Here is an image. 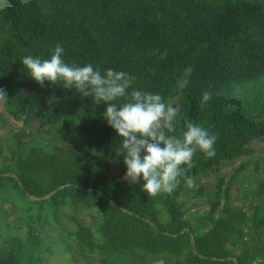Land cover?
<instances>
[{"label": "trees", "instance_id": "16d2710c", "mask_svg": "<svg viewBox=\"0 0 264 264\" xmlns=\"http://www.w3.org/2000/svg\"><path fill=\"white\" fill-rule=\"evenodd\" d=\"M58 43L67 64L125 71L133 88L174 100L167 134L179 138L186 122L199 124L216 136L215 155L197 151L171 193L147 196L141 182L125 181L105 105L59 81L37 85L20 63L29 54L49 58ZM0 89V110L54 129L62 142L48 150L20 141V132L1 156L0 264H44L52 250L39 234L49 226L83 264H264L248 241L264 217L256 209L249 220L231 203L238 170L217 179L199 226L179 201L186 177L251 155L250 143L264 136V0H0ZM202 89L212 93L207 106ZM74 132L84 147L63 143ZM68 200L97 210L98 224L62 227Z\"/></svg>", "mask_w": 264, "mask_h": 264}, {"label": "clouds", "instance_id": "9594fccd", "mask_svg": "<svg viewBox=\"0 0 264 264\" xmlns=\"http://www.w3.org/2000/svg\"><path fill=\"white\" fill-rule=\"evenodd\" d=\"M63 55L64 48L58 43L49 58L29 54L20 63L37 85L59 81L82 98L90 96L95 104L105 105L103 118L120 141L124 179L141 182L147 196L171 193L183 175L182 166H190L197 151L207 158L215 155L216 136L199 124L186 122L179 138L167 134L174 131L177 109L166 104L159 93L133 88V75L113 68L102 73L91 63L70 65L64 62ZM0 95H5L2 89ZM211 98L212 93L202 89L199 104L207 106ZM121 99L123 102L117 103ZM185 183L191 186L193 181L186 177Z\"/></svg>", "mask_w": 264, "mask_h": 264}, {"label": "rangeland", "instance_id": "374dc122", "mask_svg": "<svg viewBox=\"0 0 264 264\" xmlns=\"http://www.w3.org/2000/svg\"><path fill=\"white\" fill-rule=\"evenodd\" d=\"M169 103L176 108L174 100ZM20 132H23V136L19 137L20 141L30 145L42 144L48 150L62 143L58 140V134L54 129L39 127L38 124L25 126L21 120L15 119L9 110L2 109L0 110V168L1 156L4 157L13 149L14 136ZM63 143L74 145L77 148L84 147L83 139L75 132L69 134ZM248 148L252 151L251 155L224 162L218 171L194 179L192 185L186 187L179 201L186 211L185 217L193 226H199L203 217L208 213L209 199L213 194L217 179L221 177L227 182L237 170L230 191L232 205L246 211L249 220L253 218L256 209H258L259 217H264V136L252 141ZM114 172L117 173L116 170ZM222 202H224L223 197ZM218 215L219 212L216 213V216ZM60 221L61 226L70 231L76 228L75 222L94 226L99 222V212L84 210L68 200L67 205L60 210ZM208 226V224L203 225V230ZM22 230L24 232L25 228ZM39 235L44 238L52 250V255L47 256L44 264H83L73 261L71 254L64 251V244L58 230L49 226ZM248 241L250 247L258 246L262 249L264 257V229L256 235L250 232Z\"/></svg>", "mask_w": 264, "mask_h": 264}]
</instances>
